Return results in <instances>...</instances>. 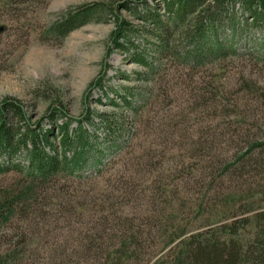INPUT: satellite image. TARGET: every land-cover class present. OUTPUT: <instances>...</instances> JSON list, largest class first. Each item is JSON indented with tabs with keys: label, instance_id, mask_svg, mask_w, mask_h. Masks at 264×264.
Wrapping results in <instances>:
<instances>
[{
	"label": "rangeland",
	"instance_id": "1",
	"mask_svg": "<svg viewBox=\"0 0 264 264\" xmlns=\"http://www.w3.org/2000/svg\"><path fill=\"white\" fill-rule=\"evenodd\" d=\"M147 1L152 12L159 9L167 18L161 0ZM100 2L110 0H0V102L6 97L21 100L32 121L59 104L71 116L82 118L87 106L112 111L110 99L120 101L123 88L132 87L138 93L135 104L146 111L142 130L156 140L155 165L133 195L97 205L83 202L87 206L83 212L73 214L72 202L46 201L44 211L51 218L40 221L41 235L28 237L36 248L28 264H48L54 248L60 253L78 248L76 231L85 223L93 229L103 227V240L94 243L119 252L123 264H173L181 241L198 233L221 238L226 225L234 227L235 238L246 245L264 229V26L240 30L234 43L237 56L191 69L172 54L158 57L159 42L147 35L153 22L147 25L123 11L124 17L142 27L131 36L137 53L149 61L158 57L151 74L133 62L135 50L113 51L107 57L113 18L59 36L55 27L66 15ZM143 10L138 11L144 15ZM234 12L242 29L238 6L228 15ZM253 47L262 52H245ZM105 65L111 66L102 82L105 93L90 89ZM123 74L130 79L123 80ZM94 130L100 139L104 137L98 124L90 128ZM140 142H135L136 151ZM107 155L106 162L113 157L112 152ZM119 166H111V173ZM90 174L85 169L84 175ZM13 179L0 176V193ZM70 181L62 184L69 192ZM94 183L92 187L99 189L107 184ZM12 232L2 231L9 236ZM78 262L70 257L69 264H84Z\"/></svg>",
	"mask_w": 264,
	"mask_h": 264
},
{
	"label": "trees",
	"instance_id": "2",
	"mask_svg": "<svg viewBox=\"0 0 264 264\" xmlns=\"http://www.w3.org/2000/svg\"><path fill=\"white\" fill-rule=\"evenodd\" d=\"M161 1L167 18L159 9L152 12L147 0H110L107 4L98 3L99 7L96 4L66 15L55 29L59 36L66 37L88 23L113 18L115 27L110 34L107 57L113 51L129 52L138 48L131 36L140 32L142 27L124 17L122 12L126 11L133 19L147 25L153 22V31H147V35L159 42L158 57L172 54L174 59L197 69L237 56L239 49L234 43L240 30L264 26V0ZM237 6L244 21L242 29L237 27L236 11L228 15L229 9L235 10ZM97 8H100L99 20L94 18ZM141 8H144V15L138 11ZM227 31L229 35L225 33ZM181 42H186V47H181ZM245 52L255 55L262 49L258 47ZM135 54L133 62L153 74L158 57L149 61L145 54L137 51ZM109 69L110 65L104 66L102 75L90 89L98 88L105 93L102 82ZM122 76L123 80L130 79L125 74ZM137 95L132 87H124L123 94L117 97L120 101L110 99L112 111L98 112L87 106L82 118H76L59 104L49 108L36 121L28 116L21 100L6 97L0 102V176H15L0 193V264H28L34 260L36 248L31 246L28 237L37 233L41 235L40 221L47 222L51 218L48 210L44 211L46 201L72 202L73 214L76 210L83 212L88 202L94 205L110 203L133 195L139 189L142 177L155 165L156 140L142 130L146 111L135 104ZM97 102L102 104L101 99ZM129 119L133 125H129ZM73 124L76 127L73 128ZM97 124L104 132L102 139L96 130L90 131ZM139 140L136 151L135 142ZM110 152L113 157L106 162L103 158ZM116 165H120L119 169L111 173V168ZM87 168L91 174L86 176L84 171ZM109 173L111 175L106 179ZM70 179L71 192L62 185L71 182ZM94 182L107 184L99 189L92 187ZM96 190L98 192L93 195ZM83 202L86 205L81 204ZM99 207L103 210L101 205ZM104 218L100 217V221ZM9 228L13 229L10 236L2 233ZM233 228L224 226L222 239L213 233H198L181 241L172 259L173 264H264V229L244 245L235 238L237 231ZM104 231L103 227L93 229L90 223H85L76 231L78 248L69 253L68 249L61 250V253L56 248L51 249L48 264L56 260L69 264L70 257L84 264H123L121 255H117L119 252L104 248L102 243H94L102 239Z\"/></svg>",
	"mask_w": 264,
	"mask_h": 264
}]
</instances>
